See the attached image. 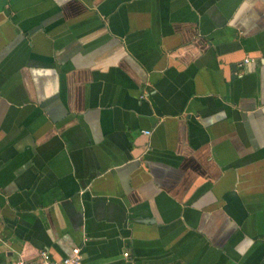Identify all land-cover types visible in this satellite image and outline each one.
<instances>
[{
	"label": "crops",
	"instance_id": "obj_1",
	"mask_svg": "<svg viewBox=\"0 0 264 264\" xmlns=\"http://www.w3.org/2000/svg\"><path fill=\"white\" fill-rule=\"evenodd\" d=\"M73 246L264 264V0H0V264Z\"/></svg>",
	"mask_w": 264,
	"mask_h": 264
},
{
	"label": "built area",
	"instance_id": "obj_2",
	"mask_svg": "<svg viewBox=\"0 0 264 264\" xmlns=\"http://www.w3.org/2000/svg\"><path fill=\"white\" fill-rule=\"evenodd\" d=\"M251 60L252 59L245 57L242 60V63H248ZM144 133L150 134V131L144 130ZM123 254L124 256H127L128 252H124ZM81 258V248L79 246H73L70 252L61 259H55L51 257L50 253L47 250H40L37 258L33 261H27L20 257L14 261H11L10 264H80Z\"/></svg>",
	"mask_w": 264,
	"mask_h": 264
}]
</instances>
